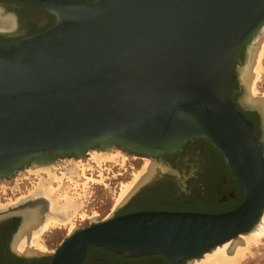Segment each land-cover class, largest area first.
Returning a JSON list of instances; mask_svg holds the SVG:
<instances>
[{"label":"water","instance_id":"water-1","mask_svg":"<svg viewBox=\"0 0 264 264\" xmlns=\"http://www.w3.org/2000/svg\"><path fill=\"white\" fill-rule=\"evenodd\" d=\"M18 1L56 22L0 43V179L95 148L158 158L203 138L245 195L223 214L117 215L152 176L108 217L69 234L50 264H82L91 247L190 264L255 230L264 215V117L244 102L242 71L264 0ZM246 110L260 113L261 133Z\"/></svg>","mask_w":264,"mask_h":264},{"label":"flooded vegetation","instance_id":"flooded-vegetation-1","mask_svg":"<svg viewBox=\"0 0 264 264\" xmlns=\"http://www.w3.org/2000/svg\"><path fill=\"white\" fill-rule=\"evenodd\" d=\"M69 1L84 2L86 0ZM0 7L5 14L13 15L16 21L15 28L0 31V43L12 42L42 33L53 27L56 22V17L53 14L24 1L0 0ZM238 95L234 96L236 101H238ZM244 113L254 122L258 134L261 133L260 113L256 110H246ZM120 149L127 154L136 155L123 148ZM144 157L140 156L141 159ZM73 158L80 159L75 156H66L60 159ZM151 159L156 163L161 161L164 171L157 179L153 176L150 184L141 189L117 215L136 211L161 210L223 214L238 209L245 201L244 192L224 157L220 151L203 138L187 141L176 153ZM180 179H182L180 184L175 183ZM39 193L27 196L25 202L14 207L9 213L0 215V264H47V258L51 261L46 255L28 254L18 247L22 243L20 233L24 226L25 213L33 214L38 208L41 218L42 213L46 210L52 215L54 214L49 198L47 199L42 193ZM160 204L164 206L151 207ZM26 207L28 208L25 209ZM58 212H61L58 213L60 215L54 214L51 218L57 216L58 220H67L65 212ZM231 242L232 240L218 247ZM103 252L106 253V256L104 259H100V264H189V261L173 263L161 255L124 257L109 250ZM91 256L92 253L89 251L82 264H90ZM202 256L192 260L190 264L201 259Z\"/></svg>","mask_w":264,"mask_h":264},{"label":"rangeland","instance_id":"rangeland-1","mask_svg":"<svg viewBox=\"0 0 264 264\" xmlns=\"http://www.w3.org/2000/svg\"><path fill=\"white\" fill-rule=\"evenodd\" d=\"M248 54L249 53L247 52V54L244 55L245 57L244 66L247 65ZM260 63L262 66V70L259 73V76H258L259 79L256 80L255 82L254 89L256 90L257 95L260 94L258 96H263L264 95V55L262 56ZM242 97H243V94L238 95L239 100H241ZM261 131H262V117H261ZM99 151L100 150L98 148H95L93 150H90L83 158H80V159L73 158V159H65V160L59 159L56 162H54L52 165L42 168V169L49 168V170L51 169L50 170L52 171L51 174H56L59 178L61 177L62 181L60 179H56V180L53 179L54 181H52V179L49 177V175L46 172H44V170L39 173L35 172L36 169L34 168V166H30L22 171L17 172L13 177L7 180L0 179V215H5L9 213L10 211H12L14 207L19 206L20 204H22V202H25L27 196L39 193L37 190L39 183L44 185L45 187H50V184H51V186L57 189V192L55 193V195L54 194L51 195L52 200L48 197L49 200L54 201L56 200V197L58 195L60 197V195H63V193L67 192L69 193V196L71 194L70 197L73 198V200L79 201L77 202L80 204V206L81 205L82 206L77 211L78 215H76L72 219H74V221L76 222L77 229L85 228L91 224L90 217L93 216L94 213L97 214L98 221H102L103 219H105L106 217L110 215V213L114 210L113 208L116 205V200L119 197L122 185L132 182L135 175L138 174L143 169L146 161L155 162L154 163L155 169L153 171V176H155L156 179L164 171V168L161 165L162 164L161 161H158L156 163V161L152 160L151 158H147V157H144V159H141L140 156H136L133 154H127L125 151L121 150L120 148H116V147L106 152L108 155L117 156V158L110 162L109 161H106V163L103 162V164L99 165L92 159V156L98 153ZM125 154L128 158L125 156ZM124 158L126 159L124 160ZM32 167L34 168V170ZM66 169H67V172H66ZM87 180L88 181L95 180V182L94 183L92 181L88 182ZM180 181H182V179L178 180V182H175V183L180 184L181 183ZM36 186H37V189H36ZM59 187H61L62 189ZM72 193L74 194V196H72L73 195ZM77 196H79L80 198ZM63 201L64 200H62L61 203ZM163 206L164 205L160 204L158 206L152 205L151 207H163ZM27 208L28 207H26L25 209ZM53 213L55 215H60L58 213H61V212H57V213L53 212ZM54 214L52 215L51 212H48V210H46L42 213V218L44 220H49L51 219V217L54 216ZM81 214L85 215V217H82ZM63 224L65 223L60 224V227H53L52 229L51 228L47 229L45 230L46 232L43 231L41 233L42 235L39 234L41 236L38 235L40 238V242H41L40 244L43 247L45 246V249H46L45 252L28 253V254L46 255L47 257L51 259V256L54 254V252L57 250L60 244L69 235L68 224L67 226L66 224L65 225ZM244 236H247V235H244ZM261 243L254 246L255 248L251 247L252 249L251 253H248L246 255V258L240 264H264V238L261 241ZM21 244L23 245V242ZM21 244H19L20 246L18 247L21 251H23ZM105 256H106L105 252L95 250L94 252H92L90 264H100V259H104ZM202 259H204L203 256L201 259L196 260V261H200ZM49 262L50 261L47 258L46 263L49 264Z\"/></svg>","mask_w":264,"mask_h":264},{"label":"bare ground","instance_id":"bare-ground-1","mask_svg":"<svg viewBox=\"0 0 264 264\" xmlns=\"http://www.w3.org/2000/svg\"><path fill=\"white\" fill-rule=\"evenodd\" d=\"M15 25H16V21H15L14 16L10 15V14H5L0 7V31L11 30V29L15 28ZM248 53L249 54H248L247 65L243 68V71H242V81H243L244 85L249 88V96H248L249 98H248V100H246L244 102L249 106L257 107L262 112L263 117H264V95L258 96L260 94L257 95L256 90L254 89L255 82H256V80L259 79L258 76L262 70L260 60H261L262 56L264 55V26L260 32V35L255 39L253 44L250 46ZM263 120H264V118H263ZM120 153H122V152H120ZM125 156H126V154H125ZM116 158H117V156L108 155L106 151H101V152L99 151L98 153H96L92 156V159L99 165L103 164V162L106 163V161H109V162L113 161ZM125 159L126 158H124V160ZM89 162H87V163H89ZM154 166H155V164L153 162L146 161L145 166L143 167V169L139 173L137 172L138 174L135 175L133 181L129 182L128 184L122 185L121 192L119 194V197L116 200V205L113 209H115L116 207L121 205L134 192V190L138 186H140L142 181H146L150 177L153 176ZM34 168L36 169L35 172H37V173L44 170V172H46L49 175V177L52 179V181H54L56 179H60L62 181L61 177L59 178L56 174H51L52 171H50L51 169L49 170V168L48 169H42L45 167H40L38 165H34ZM34 168H33V170H34ZM51 168H52V166H51ZM69 169H71V168H69ZM100 170H101V168H100ZM91 171H92V169H91ZM66 172H67V169H66ZM34 174H36V173H34ZM100 176H102V175H100ZM100 176H98V177H100ZM100 179H102V178H100ZM83 181H85V180H83ZM91 181L93 183L95 182V180H91ZM89 184H91V183H89ZM47 185H48V183H47ZM60 185H61V183H60ZM76 186H77V184H76ZM59 188H61V187H59ZM36 189H37V186H36ZM37 190H38V192L42 193L45 197H47V199L49 197L51 200H52L51 195L52 194L55 195V193L57 192V189H55L53 186H51V184H50V187H45L44 185L39 183ZM86 190H87V188H86ZM84 195H86V194H84ZM70 196H71V194H70ZM70 196H69V193L65 192V193H63V195H60V197L58 195L56 197V200H54V201L50 200L51 201V207H52L53 211L54 212H58V211L65 212L67 220H58L56 218H51L49 220H43V218L40 217V212H39L38 208L35 210V213H33V214L27 215L25 213V219L26 220L24 222L22 232L20 233V237L22 239L21 241L23 242V245L21 244L23 251H25L27 253H43V252H45L46 251L45 246L43 247L40 244L41 242H40L39 236H41L42 235L41 233L47 229H50V228L52 229L53 227H60V224H62V223H65L66 226L68 224L69 234H71L72 232H74L77 229L76 222L72 218L75 217L77 211L79 210V208L82 205L80 206V204L78 203L79 201L77 200L78 201L77 202V201L73 200V198H71ZM72 196H74V194ZM77 197H79V196H77ZM62 200H64L62 202L63 204L61 203ZM81 216L85 217V215H83V214H81ZM97 217H98L97 214L94 213V215L91 216L90 219L92 222H94V221L98 220ZM65 224H63V225H65ZM39 234H41V235H39ZM263 238H264V215H263L260 223L258 224V226L255 228V230L252 233H250L247 236H241L238 239L232 240V242L229 244H226L224 246L216 248L213 252L207 253L206 256H203L204 259H202L200 261H194L192 264H240L246 258V255L248 253H251V250H252L251 247L255 248L254 246L261 243ZM16 244H18V243H16ZM249 256H251V255H249Z\"/></svg>","mask_w":264,"mask_h":264},{"label":"trees","instance_id":"trees-1","mask_svg":"<svg viewBox=\"0 0 264 264\" xmlns=\"http://www.w3.org/2000/svg\"><path fill=\"white\" fill-rule=\"evenodd\" d=\"M95 250H97V251H107V250H104V249H101V248H97V247H91V248H89V251L92 253V252H94ZM88 251V252H89ZM51 262V261H50ZM50 262H49V264H50Z\"/></svg>","mask_w":264,"mask_h":264}]
</instances>
